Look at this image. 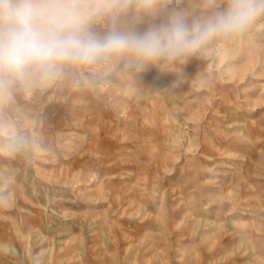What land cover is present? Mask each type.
<instances>
[{"label":"rangeland","instance_id":"374dc122","mask_svg":"<svg viewBox=\"0 0 264 264\" xmlns=\"http://www.w3.org/2000/svg\"><path fill=\"white\" fill-rule=\"evenodd\" d=\"M182 72L0 94V264H264V29Z\"/></svg>","mask_w":264,"mask_h":264},{"label":"clouds","instance_id":"9594fccd","mask_svg":"<svg viewBox=\"0 0 264 264\" xmlns=\"http://www.w3.org/2000/svg\"><path fill=\"white\" fill-rule=\"evenodd\" d=\"M262 29L264 0H0V94L66 76L75 88L109 86L110 72L129 95L160 93L135 88L136 77L175 73L178 88L193 57L214 62ZM13 141L38 147L21 135ZM12 202L0 194V208ZM33 264H41L36 255Z\"/></svg>","mask_w":264,"mask_h":264}]
</instances>
